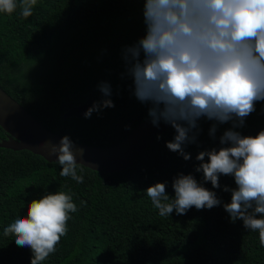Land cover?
Here are the masks:
<instances>
[{
    "label": "trees",
    "instance_id": "16d2710c",
    "mask_svg": "<svg viewBox=\"0 0 264 264\" xmlns=\"http://www.w3.org/2000/svg\"><path fill=\"white\" fill-rule=\"evenodd\" d=\"M16 3L13 13L0 12V87L47 129L103 147L149 118L150 104L135 97L122 55L145 35L143 0H37L27 18ZM101 82L110 85L114 107L90 118L64 116L75 105L104 99ZM213 123L198 120L197 141L185 146L189 160L167 148L175 135L169 126L125 170L106 173L77 164L83 183L60 176L57 162L0 147V264H31L30 247L17 246L4 228L26 216L32 200L61 191L72 196L77 211L69 213L66 235L41 264H264L259 232L240 219L232 222L223 207L231 199L224 186L236 187L234 177L221 175V187L213 189L195 171L196 155L222 147L219 138L232 127L218 125L213 139ZM235 130L244 136L264 130V101ZM2 139L13 138L0 127ZM181 173L194 175L222 203L161 217L146 189L166 182L174 196L172 182Z\"/></svg>",
    "mask_w": 264,
    "mask_h": 264
},
{
    "label": "clouds",
    "instance_id": "9594fccd",
    "mask_svg": "<svg viewBox=\"0 0 264 264\" xmlns=\"http://www.w3.org/2000/svg\"><path fill=\"white\" fill-rule=\"evenodd\" d=\"M36 4L37 0H20L22 16H31ZM143 4L145 35L122 53L134 95L150 104L154 126L163 121L175 130L166 146L184 160L191 159L185 146L197 141L198 120L215 121L210 128L213 139L218 125L231 123L219 138L222 147L196 155L200 163L195 171L202 172L213 189L221 187V175L234 177L236 187L224 186L231 199L223 207L232 222L240 219L246 229L258 231L264 246V130L255 136L235 130L255 111L256 103L264 101V0H143ZM16 8V0H0V12L11 14ZM98 88L104 99L94 102L85 118L114 107L108 98L110 85L101 82ZM45 144L57 157L60 176L83 183L76 159L83 149L76 148L68 135L59 143ZM172 187L174 196L167 193L166 182L146 189L161 217L222 203L191 173L179 174ZM76 211L71 195L49 193L29 202L27 215L17 216L3 234L13 235L19 247H30L31 264H41L56 251L68 231L69 213Z\"/></svg>",
    "mask_w": 264,
    "mask_h": 264
},
{
    "label": "water",
    "instance_id": "95a60500",
    "mask_svg": "<svg viewBox=\"0 0 264 264\" xmlns=\"http://www.w3.org/2000/svg\"><path fill=\"white\" fill-rule=\"evenodd\" d=\"M91 102L75 105L68 109L65 117H82L91 107ZM170 125L160 122L159 127L146 118L118 143L109 146H93L74 142L76 148L83 149V154L77 152L79 165L98 172H118L130 167L137 156L142 153ZM0 127L13 139L0 140V147L12 150H28L44 158L48 162H56L57 157L49 154L46 142L59 143L62 135L50 131L36 117L0 87Z\"/></svg>",
    "mask_w": 264,
    "mask_h": 264
}]
</instances>
